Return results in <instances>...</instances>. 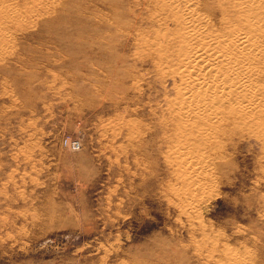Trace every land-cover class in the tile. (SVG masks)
Instances as JSON below:
<instances>
[{
  "label": "rangeland",
  "instance_id": "374dc122",
  "mask_svg": "<svg viewBox=\"0 0 264 264\" xmlns=\"http://www.w3.org/2000/svg\"><path fill=\"white\" fill-rule=\"evenodd\" d=\"M163 1L226 31L224 0H0V264H264V74L175 131Z\"/></svg>",
  "mask_w": 264,
  "mask_h": 264
},
{
  "label": "bare ground",
  "instance_id": "6f19581e",
  "mask_svg": "<svg viewBox=\"0 0 264 264\" xmlns=\"http://www.w3.org/2000/svg\"><path fill=\"white\" fill-rule=\"evenodd\" d=\"M173 3H164L163 1L161 4L162 10L170 9L172 13V27L170 29L163 28L166 25L163 21L159 30L153 31L150 28L147 32L145 31L142 42L152 35L158 62L177 61V64H173L172 67L181 76L178 85L179 94L169 108L174 116L175 131L182 132L186 136L188 129L195 127L196 123L193 121L197 119H200L199 122L202 120L203 126L209 130L213 129L212 125L215 123L213 121L216 118L211 119L210 116L213 114L208 116L210 110L207 111V109L215 108L221 102L227 105V112L232 115L234 112L237 114L236 116L240 117L241 113L252 111L250 106H255V103L244 100L240 103L241 97H237L238 100L235 99L236 97L229 99L228 95L237 94L238 96L243 91H250L248 85L241 82L242 78L245 80L247 77H256L258 71L264 74V45H262L264 42L259 43L260 41L256 42L255 40L257 36L260 40L264 38V27L260 25L264 24V20L260 24H258L259 22L251 23L255 20L254 16L259 14H262L264 19V0H224L219 2L220 15L222 14L223 17L219 18L217 22L221 27L226 26V28H221V30H226L223 33L212 30L215 27L213 24L207 22L206 18L201 15L188 12L187 6L177 8ZM230 7L233 9L232 11L238 13L240 17L238 19L241 20L239 24L238 22L233 24V21L230 20V22H225V10ZM250 8L254 10H250ZM249 10L251 16L248 18L246 14ZM188 16L191 18V23L184 25L183 18ZM150 23L153 27L154 22ZM156 24H160V20ZM195 27L198 29L195 30ZM219 80L222 81V84ZM227 88L230 92H227ZM251 100L253 99L251 98ZM203 134L206 135V132ZM203 134L201 131V135ZM199 135L196 132L194 140L198 139Z\"/></svg>",
  "mask_w": 264,
  "mask_h": 264
},
{
  "label": "built area",
  "instance_id": "2783aa9c",
  "mask_svg": "<svg viewBox=\"0 0 264 264\" xmlns=\"http://www.w3.org/2000/svg\"><path fill=\"white\" fill-rule=\"evenodd\" d=\"M62 145L69 150H78L80 142L77 138L64 137L62 138Z\"/></svg>",
  "mask_w": 264,
  "mask_h": 264
}]
</instances>
